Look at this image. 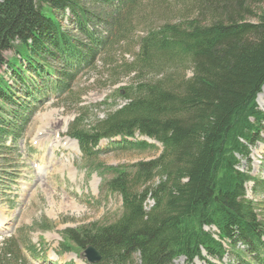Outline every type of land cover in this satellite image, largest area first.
<instances>
[{
    "label": "trees",
    "instance_id": "1",
    "mask_svg": "<svg viewBox=\"0 0 264 264\" xmlns=\"http://www.w3.org/2000/svg\"><path fill=\"white\" fill-rule=\"evenodd\" d=\"M88 1L0 0V68L6 65L13 81L0 76V138L15 142L36 105L73 95L80 71L124 38L138 0ZM256 1L187 0L194 16L142 36L135 60L125 63V75L135 76L120 95L126 104L103 117L92 112L108 99L76 106L67 133L85 157L100 151L102 139L116 137L111 143L118 148H157L133 140L137 134L163 150L133 170L104 167L114 174L105 186L122 196L123 212L114 222L65 229L63 249L73 250L68 242L83 249L91 244L102 255L96 264H173L180 257L184 264L197 258L219 264L213 259L222 262L228 254L234 264H264V217L246 190L257 178L240 169L242 159L251 161V147L264 141L257 102L264 86V7L255 11ZM66 11L72 30L58 15ZM99 25L109 29L100 32ZM11 49L17 61L5 58ZM185 68L192 69L188 78ZM161 70L155 81L141 79ZM19 251V239L8 238L0 264H30L26 253L39 259L36 246L27 245L21 257Z\"/></svg>",
    "mask_w": 264,
    "mask_h": 264
},
{
    "label": "rangeland",
    "instance_id": "2",
    "mask_svg": "<svg viewBox=\"0 0 264 264\" xmlns=\"http://www.w3.org/2000/svg\"><path fill=\"white\" fill-rule=\"evenodd\" d=\"M90 5L88 0H85ZM187 0H138L137 8L128 24L129 30L90 68L83 69L73 85L74 94L53 95L36 105L23 134L14 142L0 138V247L8 237L15 234L19 246L25 253L27 245L36 246L42 255L35 261L29 253L30 264H90L82 256L84 249L73 242V250L61 247L66 242L64 230L100 222L117 220L123 212V200L119 193L111 192L105 181L113 177L106 166H124L133 170L132 164L158 157L163 150L159 142L137 134L133 140H148L157 148L145 151L127 150L113 146L110 140H102L96 155L87 158L79 144L67 135L69 123L77 116L76 106L98 104L108 99L106 105L93 110V116L103 117L115 106L126 104L124 87L132 81L134 74L125 75V63L133 62L139 51V40L148 32L160 28L165 22H185L194 16L193 6ZM264 7V0L253 4L255 11ZM93 8V7H92ZM48 15L51 12L46 11ZM66 28L72 30L68 16L58 14ZM255 20V19H254ZM98 26L100 32L108 30ZM5 58L17 61L14 49L7 50ZM179 72L183 68L179 67ZM6 65L0 68V76L12 83ZM174 72V69H169ZM186 78L192 75L185 68ZM164 72L151 71L141 79L153 80ZM182 74V73H181ZM143 75V74H142ZM113 80H117L113 83ZM18 100L23 93L18 91ZM77 101V102H76ZM258 106L264 111V89L258 95ZM77 104V105H76ZM1 105V104H0ZM11 106L5 105L3 112L9 113ZM9 115V114H8ZM119 138H116L118 140ZM74 142V143H73ZM55 146V147H54ZM250 162L242 159L240 169L249 170L256 181L246 184L247 196L257 203L261 218L264 217V141L251 147ZM158 177L149 184H154ZM153 200L147 201L149 208ZM210 229V228H208ZM241 247H244L241 245ZM22 251L18 256H22ZM219 264H234L228 254ZM185 258H177L173 264H184ZM196 264H207L201 259Z\"/></svg>",
    "mask_w": 264,
    "mask_h": 264
},
{
    "label": "water",
    "instance_id": "3",
    "mask_svg": "<svg viewBox=\"0 0 264 264\" xmlns=\"http://www.w3.org/2000/svg\"><path fill=\"white\" fill-rule=\"evenodd\" d=\"M82 256L86 258L91 264L99 262L102 258L100 251L91 244L84 249Z\"/></svg>",
    "mask_w": 264,
    "mask_h": 264
},
{
    "label": "bare ground",
    "instance_id": "4",
    "mask_svg": "<svg viewBox=\"0 0 264 264\" xmlns=\"http://www.w3.org/2000/svg\"><path fill=\"white\" fill-rule=\"evenodd\" d=\"M263 89H264V86H263ZM74 143V142H73ZM75 144H76V141H75ZM55 147V146H54Z\"/></svg>",
    "mask_w": 264,
    "mask_h": 264
}]
</instances>
